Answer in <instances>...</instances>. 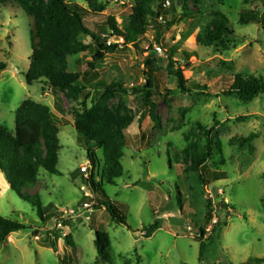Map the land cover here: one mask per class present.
Returning <instances> with one entry per match:
<instances>
[{"label":"rangeland","instance_id":"374dc122","mask_svg":"<svg viewBox=\"0 0 264 264\" xmlns=\"http://www.w3.org/2000/svg\"><path fill=\"white\" fill-rule=\"evenodd\" d=\"M71 1L88 8L85 0ZM91 1L104 10L86 18L85 25L102 37L100 28L107 17L121 28L135 6L133 0ZM175 6L174 15L167 19L174 24L161 44L155 41L154 29L137 38L136 44L116 40L113 33L105 36L108 44H119V49L105 54L95 71L99 81L106 85L120 82L128 94L106 101L101 89L91 88L86 107L104 104L121 119L131 120L124 132V175L114 186L101 185L105 197L85 185L87 179L98 180L88 150L101 165L102 152L74 129V114L82 112L83 98L55 92L41 82L26 84L29 20L17 7H0V61L6 64L0 73V124L13 134L18 108L31 101L48 107L55 116L60 142L58 174L40 169L37 183L23 193L40 197L44 221L28 201L10 189L0 172V215L28 227L0 244V264H107L97 256L96 231L109 237L112 264H242L264 256V94L249 101L221 94L235 75L264 77V30L260 25L240 24L241 12L253 9L243 0H203L200 13L193 10L187 17L182 16L179 0ZM214 9L225 14L236 37L243 41L241 45L219 52L196 43ZM258 13L264 19V7ZM79 41L91 49L68 57V72L83 75L89 71L94 46L89 35L81 34ZM156 46L161 53L154 50ZM170 48L175 49V64L169 62ZM184 53L190 57L185 59ZM148 55L159 69V93L151 100L156 124L149 107L132 92L145 84ZM177 70L189 87H206L210 96L176 94L166 99V90L177 93L176 80L167 71ZM197 124L212 129L209 139ZM250 135L254 139L245 141ZM208 141L213 144V157L202 173L209 184L201 186L198 175L188 171L191 162L183 152L189 143L203 147ZM207 200L213 205L211 223L205 218ZM102 202L116 207L127 226L113 223ZM227 211V226L199 260L200 230L209 234L216 218ZM154 226L157 229L149 238L141 235Z\"/></svg>","mask_w":264,"mask_h":264},{"label":"trees","instance_id":"16d2710c","mask_svg":"<svg viewBox=\"0 0 264 264\" xmlns=\"http://www.w3.org/2000/svg\"><path fill=\"white\" fill-rule=\"evenodd\" d=\"M85 1L88 2V8L71 0H0V7H17L29 20L30 56L29 66L25 73L26 84L31 86L41 82L55 92L65 93L74 99L83 98L82 112L74 114V129L79 136L102 152L101 165L93 151L88 150L89 161L98 169L96 174L98 180L87 179L85 185L92 193L105 197L101 185L104 183L114 186L116 181L124 175L121 164L124 152V132L131 124V120L121 119L117 112L104 104L95 105L89 109L86 107V102L89 99L87 91L91 88L101 89L103 99L106 101L128 94L120 82L106 85L99 81L95 71V66L104 60L105 54H112L119 49V44H108L105 36L109 35L108 30L110 29L113 36L119 37L125 44H136L137 38L144 36L149 29H154L155 41L161 44L164 35L174 24L173 19L172 21L167 19L174 15L178 0H133L135 6L123 27H118L112 17H107L100 28L104 37L94 34L85 25L86 18L91 15L99 16L104 7L96 6L91 0ZM179 1L183 8V17L192 15L193 10L198 14L200 13L198 6L202 4L203 0ZM243 2L251 5L253 9L241 12L240 24H256L264 30V19L258 13V8L264 7V0H243ZM166 3H169L168 7H165ZM211 15L212 20L202 35L196 38L197 44L206 48L212 47L219 52H227L243 43L241 39L236 37L223 12L214 9ZM159 18H162L165 23H160ZM81 34L89 35L92 46H94L92 62L88 65L89 71L83 75L69 73L67 63L68 57L85 53L91 49V45H83L79 41ZM137 49L141 53H146L138 47ZM174 55L175 49L170 48L168 57L171 64H175L173 62ZM183 57L188 59L190 56L184 53ZM144 64L147 67L145 84L139 90L133 89L132 92L139 96L143 106L149 107L151 120L156 124L155 106L151 100L155 94L159 93L157 77L159 69L154 67V57L150 55L146 57ZM5 69L6 64L0 61V73ZM167 72L176 80L177 93L166 90L164 96L166 99L176 94L210 96L206 93L208 90L206 87L198 85L189 87L180 71ZM221 94L226 97L235 96L246 101L252 100L256 96L264 94V77L235 75L229 89ZM197 127L200 131L205 132L207 139L210 138L212 129L208 130L200 124H197ZM58 132V121L49 108L31 101H24L18 108L15 114L13 134L0 124V172L10 189L36 209L41 221H44V216L40 197L38 195L26 197L23 193H26L30 187L37 183L40 169L49 175L58 174L57 165L60 152ZM254 137L255 135H250L245 141H252ZM185 140L189 142L187 137ZM212 145L210 141L203 147L189 143L183 152L184 157L191 162L188 171L198 175L201 186L209 184L203 178L202 169L213 157ZM213 179L214 181L217 180L214 175ZM102 204L101 207L109 214L113 223L127 226L125 216L116 207L111 204L106 205L103 202ZM226 207L224 205V208ZM212 213L213 205L211 201L207 200L205 218L208 223L212 221ZM229 216L230 213L227 211L224 216L217 217L209 234L204 229L200 230V235L197 238L199 260L203 259L208 244L219 238L221 231L227 226L226 219ZM156 229L155 226L149 229L146 232V237L149 238ZM25 230H28L27 226L5 219L0 215V244L4 243L9 235ZM204 238L205 240H203ZM67 244L74 252L76 251L71 241H68ZM94 246L97 256L107 264H112L109 251L110 240L107 233L96 231ZM242 264H264V256L249 259Z\"/></svg>","mask_w":264,"mask_h":264},{"label":"built area","instance_id":"2783aa9c","mask_svg":"<svg viewBox=\"0 0 264 264\" xmlns=\"http://www.w3.org/2000/svg\"><path fill=\"white\" fill-rule=\"evenodd\" d=\"M168 6H169V3H166V4H165V7H168ZM162 20H163L162 18H159V22L164 24L165 22L162 21ZM154 50L157 51L158 53H161V52H162L160 46H156V47L154 48ZM141 235H142V236H146V232H143Z\"/></svg>","mask_w":264,"mask_h":264},{"label":"water","instance_id":"95a60500","mask_svg":"<svg viewBox=\"0 0 264 264\" xmlns=\"http://www.w3.org/2000/svg\"><path fill=\"white\" fill-rule=\"evenodd\" d=\"M108 33H109L110 35H112V31H111L110 29L108 30ZM115 38H116V40H119V39H120V38L117 37V36H116ZM212 192L215 194V196L217 195V191H216L215 188L212 189Z\"/></svg>","mask_w":264,"mask_h":264}]
</instances>
